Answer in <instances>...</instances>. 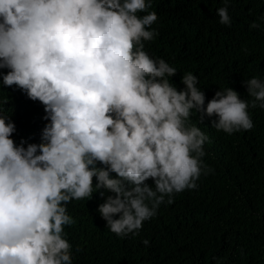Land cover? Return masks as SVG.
I'll return each instance as SVG.
<instances>
[{
    "label": "clouds",
    "instance_id": "obj_1",
    "mask_svg": "<svg viewBox=\"0 0 264 264\" xmlns=\"http://www.w3.org/2000/svg\"><path fill=\"white\" fill-rule=\"evenodd\" d=\"M222 2L219 23L231 27ZM153 3L0 0V88L40 103L46 121L39 143L17 144L11 97H0V264H74L68 205L94 192L105 227L135 239L161 205L214 173L193 115L228 135L253 129L264 80L243 81L248 100L228 87L206 103L192 72L178 89L177 68L146 50L159 36Z\"/></svg>",
    "mask_w": 264,
    "mask_h": 264
},
{
    "label": "trees",
    "instance_id": "obj_2",
    "mask_svg": "<svg viewBox=\"0 0 264 264\" xmlns=\"http://www.w3.org/2000/svg\"><path fill=\"white\" fill-rule=\"evenodd\" d=\"M223 6L222 0L153 3L159 16L153 28L159 36L146 43V50L177 68L173 82L178 89L184 87V73L196 75L206 103L228 87L248 100L243 81L253 76L264 80V0H231V27L219 23L216 10ZM253 22L260 27L251 29ZM0 97H11L4 107L16 124L17 144L39 143L46 123L43 106L12 88H0ZM249 111L253 129L233 135L217 132L209 118L199 123L193 115L209 136L204 161L214 173L202 175L198 189L161 205L135 239L118 238L105 227L96 211L103 202L98 193L69 204L76 223L65 231L74 264H264V110Z\"/></svg>",
    "mask_w": 264,
    "mask_h": 264
}]
</instances>
